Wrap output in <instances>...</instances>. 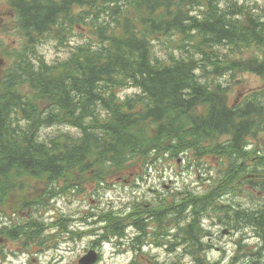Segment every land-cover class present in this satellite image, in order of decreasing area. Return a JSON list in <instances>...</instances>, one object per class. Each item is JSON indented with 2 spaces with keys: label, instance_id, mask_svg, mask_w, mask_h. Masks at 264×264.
Returning <instances> with one entry per match:
<instances>
[{
  "label": "trees",
  "instance_id": "16d2710c",
  "mask_svg": "<svg viewBox=\"0 0 264 264\" xmlns=\"http://www.w3.org/2000/svg\"><path fill=\"white\" fill-rule=\"evenodd\" d=\"M223 2L224 9L221 0H8L22 46L7 52L12 63L0 80V208H27L34 181L56 199L82 193V177L108 190L111 176L138 164L179 159L200 170L213 159L218 167L206 170L203 193L159 196L128 218L146 238L171 236L195 260L212 247V226L226 227L242 233L240 263L260 264L264 203L251 192H264V88L232 101V85L220 77L264 80V23L235 0ZM74 37L81 41L71 45ZM48 40L68 55L47 61L38 47ZM124 89L134 92L123 97ZM250 196L247 207L237 201ZM100 221L104 240L126 231L122 220ZM245 229L259 245L243 243Z\"/></svg>",
  "mask_w": 264,
  "mask_h": 264
},
{
  "label": "rangeland",
  "instance_id": "374dc122",
  "mask_svg": "<svg viewBox=\"0 0 264 264\" xmlns=\"http://www.w3.org/2000/svg\"><path fill=\"white\" fill-rule=\"evenodd\" d=\"M85 34H87L86 31ZM20 41L21 34L17 28L16 14L10 8L8 0H0V80L5 76L9 65L12 63L11 59H7V52L14 53L18 51L22 46ZM80 41L81 38L74 37L71 38L69 43L74 45ZM157 49H161L159 51L160 55H165L162 47H158ZM68 50L69 48L66 47H57L55 40L44 41L38 47V52L44 55L47 61L50 62L66 57ZM250 56V52L244 53V58H249ZM239 77L238 81L240 82L232 79L231 74L220 77V82L225 86L232 85V101L238 98L240 100L249 93L264 88L263 78L256 74L245 73L239 75ZM133 92L131 89H124L120 91V95L126 97L133 94ZM180 159H183V157ZM205 161L207 162L206 169L198 168L200 170H197L193 166L190 167L183 160L179 163V159H165L163 162H159L157 167L149 169H146V165L138 164L129 168L126 172L119 174L120 177H125L124 179H130V184L117 181V176L113 175L109 178L111 188L108 190H103V186L95 185L91 177H86V182L83 183L85 178L82 177L83 179L78 184L79 188L85 186L81 189L82 193L76 196L59 197L58 195L54 200L49 196L50 188L46 182L34 181L28 190V207L38 208L42 205L39 201H43L48 206L42 208H52L42 219L45 233L51 232L55 228L51 222L63 215L74 217V229L77 233L89 232L95 217L103 221H106V218L109 216L110 220H122L123 224L126 225L124 235L115 240L114 246L113 244H109L111 246L110 250L103 249V256L98 264H223L225 259L228 260V264H241L240 259H237V241L242 233H239V236L237 234L222 235V228L218 226H212L211 228L212 236L210 238H212V241L208 242V245L212 247L205 252L207 259L204 257L195 260L186 253L184 246L173 245L171 236L156 239L153 234L148 233L146 238L148 243L143 248H139L142 245L138 244L134 247L130 246L129 241L135 238V235L132 236L129 233V227L133 224L131 219L128 218L131 215V209H135V205L138 203L145 204L157 199L159 196L164 197L169 193L186 188L191 190V192L194 190L196 193H203L206 185L209 183L208 179L204 180L208 176L206 170L218 167L215 164L216 161L213 159H205ZM141 165L143 166V170L140 169ZM130 172L132 175H130ZM211 172L214 173L213 170ZM72 184L68 180L63 190L66 191ZM252 195L261 204L264 203V192H251ZM251 196L249 198H238L237 201H241L244 204H252ZM35 197L36 199H34ZM19 204L21 205L22 202ZM44 221L48 223L46 226L44 225ZM54 225L56 226L57 224ZM58 232L60 233L59 229ZM95 234H100V231L98 230ZM252 235L254 237L253 232ZM125 240L128 241L126 246L125 244H120L121 241L124 243ZM56 242V250L51 249L42 255L35 256L37 259H40V264H78L79 259L86 254L85 252L88 251L92 244L91 239L87 238L74 242L70 241L66 234L57 236ZM227 245H234L233 255L230 258L228 256L229 248ZM42 246L49 247L50 241L47 239L43 240ZM213 253H218V258H212ZM18 262L26 264L24 258L22 260L18 259ZM251 263L254 264V262ZM31 264H37L36 260L32 261ZM260 264H264V258Z\"/></svg>",
  "mask_w": 264,
  "mask_h": 264
},
{
  "label": "flooded vegetation",
  "instance_id": "af4514ba",
  "mask_svg": "<svg viewBox=\"0 0 264 264\" xmlns=\"http://www.w3.org/2000/svg\"><path fill=\"white\" fill-rule=\"evenodd\" d=\"M128 182L130 181H125V183ZM7 212L6 216H0V261H7L10 255L13 261L24 258L26 264H31L35 260L37 264H40V259L35 256L42 255L44 252L57 247L56 237L58 234L53 232L54 229L45 233V227L41 223L46 213L43 214L41 208L9 209ZM150 219V215L146 216L144 219L146 223L144 222L142 227H147V221ZM70 221L73 222V219H70ZM47 224L44 223L45 226ZM52 224L55 227L54 223ZM70 226L73 228V223H70ZM106 227L108 225H103L102 230L104 231ZM129 228L135 233V238L129 241L131 247L137 244L147 245L148 240L146 235L141 233L140 226L133 223ZM45 239L50 241L49 247L42 246ZM113 241L115 240H107L104 243L113 244ZM104 243L97 241L88 250H95L99 255V259H102ZM120 244L124 245L123 241ZM8 264H11V262L9 261Z\"/></svg>",
  "mask_w": 264,
  "mask_h": 264
},
{
  "label": "clouds",
  "instance_id": "9594fccd",
  "mask_svg": "<svg viewBox=\"0 0 264 264\" xmlns=\"http://www.w3.org/2000/svg\"><path fill=\"white\" fill-rule=\"evenodd\" d=\"M235 3L237 4V6H242L243 7V11L244 12H250L251 14L258 16L260 21L262 23H264V0H235ZM219 7L221 9H224L226 7V4L223 2V0H221V3L219 4ZM192 15H196L195 12L191 13ZM234 19L236 20H240L241 16H236ZM121 99H123V97H121ZM254 145L250 144L249 145V149H251ZM248 150V149H246ZM223 202V201H222ZM248 205L245 204V207H247ZM130 210V209H129ZM207 224V221H205V225ZM172 231H175V229H172ZM245 231L248 233V238H245L243 243L246 245H259L260 241L253 237L252 232L248 229H245ZM129 233L130 235H135V233L132 232L131 229H129ZM237 236H239V233H237ZM128 241L125 240L124 244L125 246L127 245ZM113 244H115V241H113ZM227 247L229 248V252H228V256L229 258L233 255V251H234V245H227ZM111 246L108 243H104L103 244V249L104 250H110ZM256 249L253 248V251H255ZM219 254L218 253H213L212 258H218ZM11 261V264H20V262L18 261H13L12 257L9 255L7 261H0V264H8V262ZM93 264H95V261L93 262ZM223 264H228V260L225 259L223 261ZM241 264H248L247 260L241 261Z\"/></svg>",
  "mask_w": 264,
  "mask_h": 264
},
{
  "label": "water",
  "instance_id": "95a60500",
  "mask_svg": "<svg viewBox=\"0 0 264 264\" xmlns=\"http://www.w3.org/2000/svg\"><path fill=\"white\" fill-rule=\"evenodd\" d=\"M94 261L96 263L97 256L94 252H90L88 255H86L80 260L79 264H93Z\"/></svg>",
  "mask_w": 264,
  "mask_h": 264
},
{
  "label": "bare ground",
  "instance_id": "6f19581e",
  "mask_svg": "<svg viewBox=\"0 0 264 264\" xmlns=\"http://www.w3.org/2000/svg\"><path fill=\"white\" fill-rule=\"evenodd\" d=\"M248 218V217H247ZM211 236V235H210ZM62 258V257H61Z\"/></svg>",
  "mask_w": 264,
  "mask_h": 264
}]
</instances>
